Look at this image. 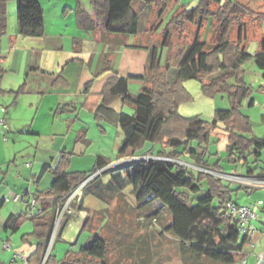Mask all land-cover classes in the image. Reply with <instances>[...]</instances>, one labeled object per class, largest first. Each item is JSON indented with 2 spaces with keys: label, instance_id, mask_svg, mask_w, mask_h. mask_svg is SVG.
<instances>
[{
  "label": "trees",
  "instance_id": "1",
  "mask_svg": "<svg viewBox=\"0 0 264 264\" xmlns=\"http://www.w3.org/2000/svg\"><path fill=\"white\" fill-rule=\"evenodd\" d=\"M9 1L0 0V34L5 33L8 27ZM141 1L145 5L142 14L136 10L135 0H90L94 15L81 7L78 14L92 28L101 26L107 33L135 35L146 23L145 19L141 23V16L145 17L153 5H159L158 16L162 23L171 2L178 0ZM17 15L21 34L39 36L44 33V10L39 0H17ZM208 20H215L219 30L217 43L211 46L200 34ZM253 20L264 21V11L239 0H198L193 8L182 6L173 16L172 23L177 26L181 23L195 24L197 30L188 51L176 67L163 65L162 48L154 45L149 50L146 74L142 78L145 84L138 95L129 93L127 77L115 75L108 79L101 92L103 101L97 111L120 96L134 107L133 114L121 112L118 117L124 135L120 154L125 155L131 150L133 155H137L147 143H152L160 146L157 156L185 160L214 170L225 171L224 164L237 167L243 158L248 159V165L251 162L260 166L264 137L252 133V120L242 111L244 101L249 100L250 106L255 103L253 86L246 80L245 63L255 61L263 70L264 77V47L250 53L247 46L242 45L248 22ZM142 28L144 31L145 25ZM234 28L237 30L236 39L231 36ZM165 32L164 43L170 30ZM200 74H205L209 81L202 87L204 94L212 98L223 94L230 104L227 108H217L210 119L201 115L184 117L179 112L180 105L193 98L185 87V81ZM148 107L153 108L151 115ZM217 131H223L228 136L223 157L217 150H210L211 135ZM211 158H216V162ZM109 163L99 160L89 173ZM68 164L69 156L64 153L53 168V184L41 192L42 196L55 197L53 215L43 216L42 212L38 216H31L28 205L27 216L35 221L43 220L40 235L45 238L44 242L38 244L36 259L28 257V260L32 264H108L110 244L99 234L94 235L79 251H69L63 259L57 258L53 248L46 256L57 206L89 174L68 172ZM49 168V165H45L43 170ZM255 169L254 166L250 167L249 173H255ZM108 171L111 179L105 182L103 174L97 176L89 182L85 193L92 190L111 203L123 187L122 174L125 171L139 211L151 209V212H167L170 215L161 235L168 234L175 238L185 262L206 259L215 264H234L241 259L251 234H243L235 217L225 210L227 201L239 203L232 199V188L222 178L169 160L130 162ZM257 176L264 177V168ZM36 200H39L37 195Z\"/></svg>",
  "mask_w": 264,
  "mask_h": 264
},
{
  "label": "crops",
  "instance_id": "2",
  "mask_svg": "<svg viewBox=\"0 0 264 264\" xmlns=\"http://www.w3.org/2000/svg\"><path fill=\"white\" fill-rule=\"evenodd\" d=\"M250 1H255L256 7L249 5L264 11V0ZM39 2L45 19L42 35L20 33L17 0L8 2V27L5 33L0 34V121L5 120L8 126L5 128L0 123V264H24L14 258L15 252L36 259L38 244L45 241L40 235L43 220L35 221L27 216L29 200L39 196L38 204L43 209V216L53 215L55 197L42 196L41 192L53 184V168L60 162L62 154L69 156L68 172L87 173L96 167L99 160L111 163L133 155L131 150L125 155L120 154L124 135L118 117L121 112L134 113L125 110L129 103L120 96L101 111L98 112L97 108L103 101L101 92L105 83L112 76L127 77L130 94L141 92L149 50L156 45L140 42L138 37L142 30L133 35L134 41H130V34L107 33L101 26L92 28L78 14L81 7L94 15L93 8L88 9L84 0ZM143 8L144 4L140 14ZM158 9V4L149 9L145 15V27H153L157 20V26L161 24ZM215 23V20L206 21L200 31L202 37V30L209 29V35L204 39L208 46L217 43L219 31ZM232 32L236 39L237 30L234 28ZM242 45L247 46L250 53L264 47V21L248 22ZM255 65L250 71L246 68V80L250 84L254 82V76L263 77V70L257 63ZM206 83L209 81L205 74L187 80L185 87L193 98L179 107L182 116L201 115L210 119L214 115L217 105L214 98L204 94L202 87ZM196 97H200V102L206 106L200 113H193ZM225 97L223 95L222 99ZM151 108L148 107V112ZM93 125H96L98 133L93 132L89 137ZM213 136L219 141L217 151L223 157L228 136L223 131H217ZM94 138L106 141L109 149L99 150L86 165L85 157ZM158 150L156 145L147 143L136 154H157ZM242 160L243 164H247L248 159ZM211 161L216 162V158H211ZM45 165L50 166L46 171L43 170ZM222 166L225 171L235 172L234 166ZM247 167L248 174L257 176L258 173H249V168L253 166L247 164ZM105 178L107 182L108 175L103 176ZM14 195H19L20 200H13ZM88 195L105 201L90 190L79 204L73 205L72 209L76 212L64 221L53 246V253L58 259L65 258L69 251H79L94 235L102 236L101 232H96V228L102 229V222L96 224L95 221L104 219L106 215L85 205ZM7 197L10 200H6ZM5 242L12 244L11 250L4 248ZM57 242L63 245H57ZM263 250L264 221L251 233L241 259L236 263L255 264Z\"/></svg>",
  "mask_w": 264,
  "mask_h": 264
},
{
  "label": "rangeland",
  "instance_id": "3",
  "mask_svg": "<svg viewBox=\"0 0 264 264\" xmlns=\"http://www.w3.org/2000/svg\"><path fill=\"white\" fill-rule=\"evenodd\" d=\"M85 5L88 9H91L90 0H84ZM244 3H249L252 6L256 7L255 1L250 0H240ZM198 0H178L171 2V7L163 15V22L157 26L154 24L153 27L147 25L146 29L143 31L142 27L145 24L141 25L142 34L138 37L140 42H147L149 45H158L161 49L162 55V64H172L173 67H176L179 64V61L184 57L188 51L195 32L197 30V25L190 23H181L179 26L172 23V18L180 10L182 6L188 8H193L197 5ZM144 2L141 0H135L134 6L137 12L140 14ZM145 6V5H144ZM145 10V7L143 8ZM145 17L141 16V23L144 22ZM157 26V27H156ZM210 28V27H209ZM169 29L170 33L167 39V42L164 43L166 36V30ZM236 30V28H235ZM209 29L202 30V37L206 39L208 37ZM219 31V30H218ZM152 34V35H151ZM157 36V37H156ZM235 33L232 32V38L234 39ZM130 41H134L135 38L133 35L129 38ZM146 40V41H145ZM177 61L176 64L174 62ZM252 66L255 67V61H248L245 63V69H252ZM187 80L185 81V83ZM253 86V97L255 99V104L253 106L249 105V100L244 101L242 111L250 116L253 123V134L259 137H264V77L255 78L254 82L251 84ZM223 94L216 96L215 102L217 108H227L230 106L227 97L222 99ZM187 103V102H185ZM182 105V104H181ZM180 105V106H181ZM193 113H200L205 109V105L200 102V97H196L194 103ZM125 110L132 113L133 107L127 104ZM150 114L153 112V108L150 109ZM205 113V112H202ZM206 115V113L204 114ZM93 132L98 133L96 125H93L89 131V137H92ZM114 132V130H113ZM112 132V134H113ZM215 133V132H213ZM211 135V152H215L218 148L219 141L215 140V137ZM156 147H160L158 144H154ZM106 141L94 138L91 147H89L86 160L84 163L88 165L91 161V158L99 150H108ZM146 159L153 158L156 154L147 152L143 154ZM141 155V156H143ZM252 161V160H251ZM148 163V161H145ZM92 163V162H91ZM113 162H111L112 164ZM244 160L240 161V164L235 168V173L240 175H249L247 165L243 164ZM110 164V163H109ZM110 164V165H111ZM117 164V163H116ZM109 165V166H110ZM227 165V164H224ZM250 166L256 167L255 173H259L264 168V151L261 156L260 166L255 165L254 163H249ZM91 167V166H90ZM232 169V168H227ZM110 171L104 172L103 175L111 179ZM226 172H233V170H226ZM106 173V174H105ZM127 173L122 174V189L117 193L114 198V202L110 205L105 201L93 196L88 195L85 198V205L91 207L94 210L100 211L101 214L106 215L104 219L96 220V224L101 221L102 229L96 228V232H101L102 236L108 239L110 244V252L108 254L107 263L108 264H215L203 259L201 261H186L183 260L181 249L178 242L171 235H161L163 226L167 225V222L170 219V215L167 212L155 213L151 212V209H144L139 211L137 209V199L133 193V187L130 185L127 177ZM107 178V177H106ZM106 178L104 181H106ZM251 183L250 179H247ZM224 183L229 187L233 188L231 190L232 197L242 205L254 204L253 208L256 214L259 215L257 219H254L255 227L258 228L262 225L264 219V185H258L251 188H244L240 185L241 182L237 181H226ZM246 185V184H244ZM251 186V185H250ZM85 195V194H84ZM82 196V198L84 197ZM76 201L74 204H79L82 201ZM13 199V198H12ZM14 200V199H13ZM260 200L261 204H256ZM73 204V205H74ZM76 210L71 209L70 212H66L64 220L61 224L63 225L64 221L70 217L71 214L75 213ZM86 214H84L85 218ZM85 220V219H84ZM107 224V226H105ZM104 226V227H103ZM61 227L57 231L56 239L59 236ZM90 231V229H88ZM94 234V232H89ZM87 237V235H86ZM86 237L84 239H86ZM57 245H63V243H56ZM66 252V251H65ZM64 253H61V258L64 257ZM95 264H102L97 262ZM221 264V263H219ZM239 264V263H234Z\"/></svg>",
  "mask_w": 264,
  "mask_h": 264
},
{
  "label": "built area",
  "instance_id": "4",
  "mask_svg": "<svg viewBox=\"0 0 264 264\" xmlns=\"http://www.w3.org/2000/svg\"><path fill=\"white\" fill-rule=\"evenodd\" d=\"M0 123L1 125H3V127L8 128L5 120H1ZM146 160L148 162L151 160L175 161L185 166H188L190 168H193L194 170L209 173L211 175H214L218 178H222L223 180H226L229 182L237 181V182H241L242 184L251 185V186L264 185V177H261V176L240 175L235 172L214 170V169L205 168L200 165L193 164L185 160H175V159H171V158H167L163 156H157V155L149 159H146L144 155L143 156L132 155L131 157H124L119 161L113 162L112 164L110 163L111 165L108 164L105 167L97 168L94 172L89 173L88 176L83 181H81L77 186H75L70 192H68L64 196V199L62 200V202L59 203V205L56 208L54 227H53V230H52V233H51L48 245H47L46 256L50 253L51 249L54 246V243L56 241L55 239H56L57 231L61 227V224L64 220V216L66 212H70L73 207V204L76 201L81 200L80 198H82V196L85 194V190L89 182H91L97 176L103 174L104 172L112 169L113 167L117 165H123V164L130 163V162H145ZM247 179H250L251 183H249ZM12 198L16 201L20 200L19 195H14ZM6 200H10V197H7ZM256 204L258 205L261 204V201H257ZM29 205H30V215L31 216H38L42 214L43 209L40 208L35 196L30 198ZM253 206L254 204L242 205V204H236L233 201H227L225 203V210L229 214H231L233 217H235L236 221L239 224V229L243 234H247V233L251 234L256 230V227L253 221L254 219H257L259 215L255 213ZM4 248L6 250H11L12 244L10 242H5ZM14 258L20 259L21 261H23L24 264H32L29 262L28 257L20 252H15ZM244 262H246V260H244ZM255 264H264V250L258 254Z\"/></svg>",
  "mask_w": 264,
  "mask_h": 264
}]
</instances>
